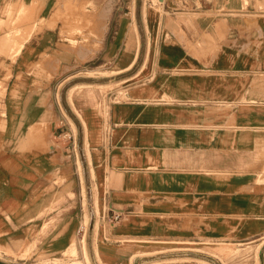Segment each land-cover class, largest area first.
Here are the masks:
<instances>
[{
  "label": "crops",
  "instance_id": "obj_1",
  "mask_svg": "<svg viewBox=\"0 0 264 264\" xmlns=\"http://www.w3.org/2000/svg\"><path fill=\"white\" fill-rule=\"evenodd\" d=\"M0 83V264H264V0H0Z\"/></svg>",
  "mask_w": 264,
  "mask_h": 264
},
{
  "label": "rangeland",
  "instance_id": "obj_2",
  "mask_svg": "<svg viewBox=\"0 0 264 264\" xmlns=\"http://www.w3.org/2000/svg\"><path fill=\"white\" fill-rule=\"evenodd\" d=\"M145 2H147V5H149L151 3L152 6H159L160 5V1L159 0H144ZM140 4V0H136V8L138 9V5ZM8 21L10 22H16L15 16H14V12H9L8 14ZM12 28V32L10 33L11 37H15L16 35H18V31L15 25L11 26ZM12 44L11 41L6 42L7 46H10ZM18 43H15L13 45V50L16 48ZM72 45H78V42H73L72 41ZM80 45V43H79ZM115 70H110L109 68H104L103 70H101V72H98V75H102L103 77V81L105 80H109L108 78H106V76H109L111 74H114ZM122 84L120 83L119 86H121ZM113 86H108V87H103V92L106 93L109 89H111ZM4 84L0 83V95H3L4 93ZM66 137L69 138V133H66ZM84 226L86 228V235L89 232V228H90V223H89V210L87 208L86 210V216L84 218ZM84 236V238H85ZM80 239H82V233L80 234ZM264 240V239H263ZM262 240V241H263ZM250 245V251L249 253L243 255L240 253H237L235 256H230L227 258L226 263L227 264H253L254 263V257H255V252L256 250L259 248L260 245H254V244H247ZM75 248V245H72ZM72 248V247H71ZM87 256V254H86ZM75 260H81L77 257V251L75 249H73V252H71V249L69 251H67L65 253V255L62 256V258H57L51 262H49L48 264H71L73 261ZM82 261V260H81ZM87 261L89 262V260L87 259ZM83 262V261H82ZM84 263V262H83ZM157 262H152V264H156ZM85 264V263H84Z\"/></svg>",
  "mask_w": 264,
  "mask_h": 264
},
{
  "label": "built area",
  "instance_id": "obj_3",
  "mask_svg": "<svg viewBox=\"0 0 264 264\" xmlns=\"http://www.w3.org/2000/svg\"><path fill=\"white\" fill-rule=\"evenodd\" d=\"M159 1H161V0H159ZM110 211H111V216L109 217V221L111 223H113V224L117 223L122 219L123 211L118 210V209H114V208H111ZM86 231L87 230H86L84 223H83L80 227V232L82 233V238L86 235Z\"/></svg>",
  "mask_w": 264,
  "mask_h": 264
},
{
  "label": "bare ground",
  "instance_id": "obj_4",
  "mask_svg": "<svg viewBox=\"0 0 264 264\" xmlns=\"http://www.w3.org/2000/svg\"><path fill=\"white\" fill-rule=\"evenodd\" d=\"M6 40H7L6 42L11 41L10 38H7ZM83 240L85 242V238ZM87 259L89 260L88 256H87ZM71 264H84V263L81 260H75ZM150 264H152V263H150Z\"/></svg>",
  "mask_w": 264,
  "mask_h": 264
}]
</instances>
